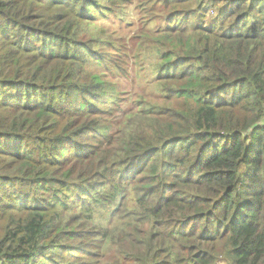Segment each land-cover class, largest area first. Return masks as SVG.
<instances>
[{
  "label": "trees",
  "instance_id": "16d2710c",
  "mask_svg": "<svg viewBox=\"0 0 264 264\" xmlns=\"http://www.w3.org/2000/svg\"><path fill=\"white\" fill-rule=\"evenodd\" d=\"M116 1L0 0V264H264V0Z\"/></svg>",
  "mask_w": 264,
  "mask_h": 264
},
{
  "label": "rangeland",
  "instance_id": "374dc122",
  "mask_svg": "<svg viewBox=\"0 0 264 264\" xmlns=\"http://www.w3.org/2000/svg\"><path fill=\"white\" fill-rule=\"evenodd\" d=\"M116 2L118 4L114 7V12L111 16L101 17V15H99L88 30V35L93 34V37L100 43L95 48L97 50H103L105 57H107V53L116 54L119 52L121 42L118 39L126 41L128 45H131V42L133 44L134 33L137 29L138 12L136 10V5L139 0H133V4L132 1L128 0H117ZM105 3L109 4L110 1H105ZM209 14L214 15V12L210 11ZM105 34H109L110 38L102 43L98 38L100 36H105ZM108 41H111V43H108ZM105 66L106 65H103L102 68ZM143 85V82H137L136 84L132 82L131 89L130 83L120 79L119 85L114 87V90L118 93L119 97L123 99V97L127 98L130 96L129 92H131L133 96L135 90L142 91Z\"/></svg>",
  "mask_w": 264,
  "mask_h": 264
}]
</instances>
